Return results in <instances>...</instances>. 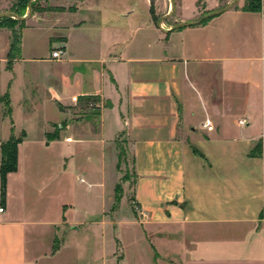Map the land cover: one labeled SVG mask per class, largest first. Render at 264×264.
I'll list each match as a JSON object with an SVG mask.
<instances>
[{
	"label": "crops",
	"instance_id": "crops-1",
	"mask_svg": "<svg viewBox=\"0 0 264 264\" xmlns=\"http://www.w3.org/2000/svg\"><path fill=\"white\" fill-rule=\"evenodd\" d=\"M229 2L28 8L10 61L11 30L0 26V160L1 143L23 133L0 204V264H67L69 238L87 264H125L120 228L137 229L139 264H264V0L260 11ZM159 12L176 25L161 29ZM81 95L98 98L96 113L77 114ZM118 138L131 158L132 222L107 214ZM77 181L95 204L81 202Z\"/></svg>",
	"mask_w": 264,
	"mask_h": 264
},
{
	"label": "rangeland",
	"instance_id": "rangeland-1",
	"mask_svg": "<svg viewBox=\"0 0 264 264\" xmlns=\"http://www.w3.org/2000/svg\"><path fill=\"white\" fill-rule=\"evenodd\" d=\"M232 1L235 0H230L229 3H231ZM18 3V0H0V12L2 11H12L10 9L15 10L16 8V4ZM33 3L36 7L42 9L40 11H36L38 13H46L47 15L51 14V12H55V11H62L64 9H69V10H73V0H33ZM236 4V3H235ZM227 5V0H221V5L220 7L226 6ZM197 6L199 7V9L201 8V4L198 3ZM216 9H213L209 12H202L196 20H198L199 18H201L202 16L209 14L210 12L215 11ZM161 11V10H160ZM28 12V8L25 9V13ZM23 14V15H24ZM176 13H174L173 15H175ZM163 14H161V12H159V14L154 16V21L159 22L160 21V27L161 29L167 28V26H169L170 24H172L171 26H175L176 24H173L174 22L172 21V19H167L165 17H162ZM16 29H18L17 25L15 26ZM37 48L40 52H46L48 51L46 47H44V45H42V43L38 42L37 43ZM92 104V103H91ZM95 103L92 104V106H94ZM90 107V105L88 106ZM86 107L85 109H80V112L77 114H84V112H91L93 113V109H90ZM257 146L255 147L256 149L259 148L261 149V152H263V146H262V142L259 141L256 143ZM255 144V145H256ZM116 149H117V167H116V176H117V184L120 185L121 188V198H123L122 202L121 200L119 202L113 201V204L111 206V208H109L108 210V218L109 220L115 221V220H122L125 222H132L135 220H139L138 214H137V209L135 207L134 202L131 200V194H130V187H131V183H132V179H133V173H132V168H131V158L129 156V154L126 151L125 145H124V141L120 138L117 139L116 141ZM107 181L109 183L112 182V172L111 170H108V176H107ZM116 184V185H117ZM86 185L84 182H80L77 181V195L78 197L82 198L81 202H83V204H95L94 201V197L92 196V201L88 202L86 200H84L86 193L85 188ZM110 190H112L110 188ZM120 198V199H121ZM82 204V203H81ZM115 229V228H114ZM113 229V231H114ZM129 230V231H127ZM122 232V237L124 240V248L123 251L125 253V259H124V263L125 264H139L138 261L142 260L141 256L144 255V248H135V244L133 243L132 238L137 236V229H122L120 228V233ZM68 244H67V248L64 250V255L63 258H61V262L65 263L67 262V264H87V260L86 257L83 255V250L81 249L83 245H79V249H80V254H79V250L75 249L77 248L78 245L73 244V240L71 238L68 239ZM108 250H111L113 243L111 244L110 240H111V236L108 233ZM81 246V248H80ZM87 247H89V245H87ZM69 254H76V257H74L73 259H68L67 260V256ZM117 254H119V250H117ZM70 256V255H68ZM85 257V258H84ZM140 259V260H139ZM61 264V263H60ZM107 264H115L114 261L112 259H108Z\"/></svg>",
	"mask_w": 264,
	"mask_h": 264
},
{
	"label": "trees",
	"instance_id": "trees-1",
	"mask_svg": "<svg viewBox=\"0 0 264 264\" xmlns=\"http://www.w3.org/2000/svg\"><path fill=\"white\" fill-rule=\"evenodd\" d=\"M198 4V3H197ZM261 0H244L243 9L247 11H260L261 10ZM26 8H30L31 12L40 11L42 9L36 7L33 3V0L30 2V0H18V3L16 4L15 10L10 9L12 14H14L16 17L11 16H2L0 17V26L1 27H7L11 30V41H10V47L8 51V58L9 61L13 58H16L19 55L20 52V35L19 30L24 27V18L23 14L25 12ZM210 12L207 16H204L200 22H205L209 18L217 15V14H211ZM18 29H16V26ZM1 101L3 103V114H8L10 111L9 107V99L7 94L3 95L1 98ZM98 102V98L95 96L90 95H81L77 98V106L85 109L90 105V109H93L94 113L97 111V107L92 106L93 103ZM92 103V104H91ZM23 133L20 134L18 137H15L14 135H11L6 141L1 143V160H0V204L5 200L6 195V175L8 172L15 171L17 168V145L22 140ZM257 144L251 149L250 154L251 155H261V149H256L255 147ZM121 198V188L120 185L117 184L115 186V195H114V201L119 202Z\"/></svg>",
	"mask_w": 264,
	"mask_h": 264
},
{
	"label": "built area",
	"instance_id": "built-area-1",
	"mask_svg": "<svg viewBox=\"0 0 264 264\" xmlns=\"http://www.w3.org/2000/svg\"><path fill=\"white\" fill-rule=\"evenodd\" d=\"M63 54H64V50L61 47H57V48L53 49L50 53L51 57L54 59L61 58ZM239 123L243 124V123H245V120L241 119V120H239ZM203 125L207 126L208 129H210L212 127L210 124V121L207 119L205 120V123ZM3 210H4L3 206L0 205V213H2Z\"/></svg>",
	"mask_w": 264,
	"mask_h": 264
},
{
	"label": "water",
	"instance_id": "water-1",
	"mask_svg": "<svg viewBox=\"0 0 264 264\" xmlns=\"http://www.w3.org/2000/svg\"><path fill=\"white\" fill-rule=\"evenodd\" d=\"M32 0H30V2H31ZM237 1L238 0H235L230 6H232V5H234L235 3H237ZM228 8V7H227ZM30 9V8H29ZM225 8H221V9H218V10H216V11H213L211 14L213 15V14H218V13H220L221 11H223ZM30 11H31V9H30ZM2 16H13V17H16L14 14H12L11 12H9V13H3V14H1L0 15V17H2ZM22 18H24V17H22ZM186 24H189V23H186Z\"/></svg>",
	"mask_w": 264,
	"mask_h": 264
}]
</instances>
